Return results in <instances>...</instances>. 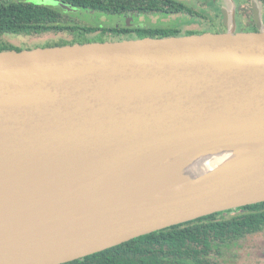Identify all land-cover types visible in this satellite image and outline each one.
Wrapping results in <instances>:
<instances>
[{"label":"water","instance_id":"obj_1","mask_svg":"<svg viewBox=\"0 0 264 264\" xmlns=\"http://www.w3.org/2000/svg\"><path fill=\"white\" fill-rule=\"evenodd\" d=\"M234 5L225 32L0 51V264L264 202V27Z\"/></svg>","mask_w":264,"mask_h":264},{"label":"trees","instance_id":"obj_2","mask_svg":"<svg viewBox=\"0 0 264 264\" xmlns=\"http://www.w3.org/2000/svg\"><path fill=\"white\" fill-rule=\"evenodd\" d=\"M83 10L106 15L126 11H153L159 0H56ZM170 3V1H163ZM189 10L188 7H184ZM180 10H183L181 7ZM133 31L137 37H133ZM49 33H69L70 40L47 42L41 46L68 45L91 41H113L145 36L182 35L180 30L157 28L105 27L68 24L60 8L21 0H0V51L24 48L4 41L6 35L35 37ZM189 31L184 34H192ZM117 38V39H113ZM35 48V47H34ZM245 212L232 217L217 216L226 211L173 225L131 239L103 251L63 264H203L207 249H220L239 244V238L264 225V202L243 207ZM228 212V211H227Z\"/></svg>","mask_w":264,"mask_h":264},{"label":"flooded vegetation","instance_id":"obj_3","mask_svg":"<svg viewBox=\"0 0 264 264\" xmlns=\"http://www.w3.org/2000/svg\"><path fill=\"white\" fill-rule=\"evenodd\" d=\"M163 1L165 0H159L157 4L160 7H156L153 11H126L121 14H110L121 18L120 23L111 27L125 29L143 26V28L180 30L182 34L189 31L201 33L227 30L222 10L228 4V0H167L170 3H163ZM234 3L237 31H259L256 9L264 27V0H234ZM181 7L183 10H180ZM184 7H188L189 10H185ZM150 16H155V21L158 23H152L151 20L149 22L147 17ZM140 17H143L146 22H141ZM136 35L133 31L132 36L137 37ZM238 209L245 212L243 207ZM262 226L261 229L240 237L238 245L207 249V254L201 257L204 260L203 264H264V225Z\"/></svg>","mask_w":264,"mask_h":264},{"label":"rangeland","instance_id":"obj_4","mask_svg":"<svg viewBox=\"0 0 264 264\" xmlns=\"http://www.w3.org/2000/svg\"><path fill=\"white\" fill-rule=\"evenodd\" d=\"M21 1L31 2L38 5H45L55 9L60 8V11H62L66 17V23L68 24L79 23L82 25H95V26L104 25L105 27H109V26L111 27L121 22V18L119 16L114 17L97 11L93 12L91 10L88 11L79 8L76 11H72L74 10V8H72L71 5L56 0H21ZM155 19H156L155 16L147 17V20L149 22L151 20L152 23H158L155 21ZM139 20L141 22L142 21L146 22L145 20H143V17H140ZM71 38L72 35L69 33H49V34L38 35L35 37L22 36V35H6L3 37L4 41L24 48H34L37 46H41L42 44L47 42L54 43L57 41H61L63 39L70 40ZM113 39H117V38H113ZM242 212H243L242 210L236 208L217 216V218L221 219L223 217H232Z\"/></svg>","mask_w":264,"mask_h":264},{"label":"bare ground","instance_id":"obj_5","mask_svg":"<svg viewBox=\"0 0 264 264\" xmlns=\"http://www.w3.org/2000/svg\"><path fill=\"white\" fill-rule=\"evenodd\" d=\"M221 153H222L223 157H225L224 155L227 156V154L230 153V147H229V148H226V149H223V150L221 151ZM221 160H222V158H220V159H216V158H215V159L209 161L208 164L214 166L215 164H217V163H218L219 161H221Z\"/></svg>","mask_w":264,"mask_h":264}]
</instances>
